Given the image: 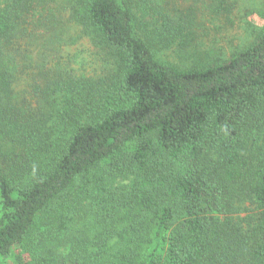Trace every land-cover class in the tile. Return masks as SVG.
I'll return each instance as SVG.
<instances>
[{
	"label": "trees",
	"instance_id": "obj_1",
	"mask_svg": "<svg viewBox=\"0 0 264 264\" xmlns=\"http://www.w3.org/2000/svg\"><path fill=\"white\" fill-rule=\"evenodd\" d=\"M53 1L0 0V263L264 264V27L181 68L156 47L187 45L226 0H63L107 65L53 67L23 102L21 42L78 40Z\"/></svg>",
	"mask_w": 264,
	"mask_h": 264
},
{
	"label": "rangeland",
	"instance_id": "obj_2",
	"mask_svg": "<svg viewBox=\"0 0 264 264\" xmlns=\"http://www.w3.org/2000/svg\"><path fill=\"white\" fill-rule=\"evenodd\" d=\"M226 4L224 9L216 12L202 8L199 15L201 28L197 30L194 40L187 45L175 43L169 47L157 46V57L178 67L187 68L228 59L251 46L264 27V0H226ZM63 5V0H55L52 3L59 15L65 36L78 40L58 46L57 50L50 46L43 47V43L39 45L29 39L21 42L22 50L28 56L21 61L15 90L23 102L32 100L34 81L40 80L41 73L44 79L43 73H50L53 67L60 66L66 72L96 77L102 74L107 65L102 51L92 43L89 36L81 32L79 25L70 21L68 10L64 9ZM135 6L140 22L146 23L144 29L147 26L152 27L155 21L153 15L143 3L136 2ZM71 238V235L63 233L52 245L59 252L67 253ZM14 260V255H11L4 259V264H14Z\"/></svg>",
	"mask_w": 264,
	"mask_h": 264
}]
</instances>
